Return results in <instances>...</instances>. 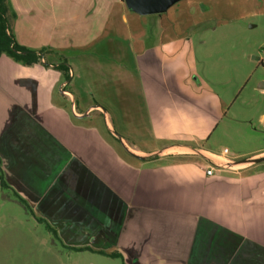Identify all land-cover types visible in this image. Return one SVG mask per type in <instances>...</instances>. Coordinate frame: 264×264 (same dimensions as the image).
Here are the masks:
<instances>
[{
	"label": "crops",
	"instance_id": "0c3cea01",
	"mask_svg": "<svg viewBox=\"0 0 264 264\" xmlns=\"http://www.w3.org/2000/svg\"><path fill=\"white\" fill-rule=\"evenodd\" d=\"M19 3L20 35L36 38L19 44L46 51L31 67L0 58L6 200L124 264H264V162L206 147L226 104L199 76L189 29L163 26L175 4L124 47L111 31L128 0Z\"/></svg>",
	"mask_w": 264,
	"mask_h": 264
},
{
	"label": "rangeland",
	"instance_id": "374dc122",
	"mask_svg": "<svg viewBox=\"0 0 264 264\" xmlns=\"http://www.w3.org/2000/svg\"><path fill=\"white\" fill-rule=\"evenodd\" d=\"M19 2L16 7L9 0L11 31L17 42L20 38L35 44V37L20 35ZM128 8L122 11L128 14L126 23L120 25L118 19L111 31L124 47L137 35L156 30L157 22L160 25L159 15L134 18L136 13ZM162 20L170 32L189 29L199 76L226 104L225 116L206 147L217 152L227 149L237 161L264 149V0H178ZM116 31L122 35L117 37ZM40 219L31 205L25 208L6 200L0 186V264H124L110 256L115 250L67 243L52 223Z\"/></svg>",
	"mask_w": 264,
	"mask_h": 264
},
{
	"label": "trees",
	"instance_id": "16d2710c",
	"mask_svg": "<svg viewBox=\"0 0 264 264\" xmlns=\"http://www.w3.org/2000/svg\"><path fill=\"white\" fill-rule=\"evenodd\" d=\"M13 14L10 10L9 0H0V58L2 56H7L11 58L13 61L27 67H31L37 64H43L44 55L46 50L34 51L28 49L26 47L21 46L15 39L11 28H10V20ZM44 65V64H43ZM48 65V64H47ZM56 70L62 72L64 78L67 80L70 78L69 68L66 63L62 62L56 66ZM0 184L2 188L8 187L4 178V173L2 169V161L0 159ZM17 200L22 206L26 208L29 207V204L17 196ZM40 221H44L40 219ZM48 228L53 229L49 224ZM100 253L106 254L104 251H100ZM110 256L116 258H122V255L114 252L111 253Z\"/></svg>",
	"mask_w": 264,
	"mask_h": 264
},
{
	"label": "water",
	"instance_id": "95a60500",
	"mask_svg": "<svg viewBox=\"0 0 264 264\" xmlns=\"http://www.w3.org/2000/svg\"><path fill=\"white\" fill-rule=\"evenodd\" d=\"M178 0H128L129 5L133 6L139 13L143 15L157 14L166 11L170 6ZM119 138L120 136L116 134ZM264 157L256 159H244L237 163H261Z\"/></svg>",
	"mask_w": 264,
	"mask_h": 264
},
{
	"label": "built area",
	"instance_id": "2783aa9c",
	"mask_svg": "<svg viewBox=\"0 0 264 264\" xmlns=\"http://www.w3.org/2000/svg\"><path fill=\"white\" fill-rule=\"evenodd\" d=\"M225 153H227L228 152V150L227 149H225V151H224ZM213 168H209L208 170H207V175H212L213 174Z\"/></svg>",
	"mask_w": 264,
	"mask_h": 264
}]
</instances>
